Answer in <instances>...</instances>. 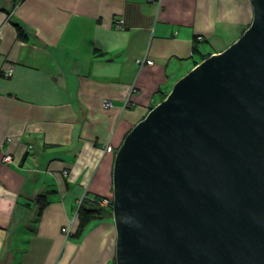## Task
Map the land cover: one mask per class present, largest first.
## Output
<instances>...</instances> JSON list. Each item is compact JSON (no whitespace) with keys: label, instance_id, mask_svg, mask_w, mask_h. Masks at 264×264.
<instances>
[{"label":"crops","instance_id":"0c3cea01","mask_svg":"<svg viewBox=\"0 0 264 264\" xmlns=\"http://www.w3.org/2000/svg\"><path fill=\"white\" fill-rule=\"evenodd\" d=\"M252 20L251 0H0V264H116L113 219L76 238L79 205L113 198L126 136Z\"/></svg>","mask_w":264,"mask_h":264},{"label":"water","instance_id":"95a60500","mask_svg":"<svg viewBox=\"0 0 264 264\" xmlns=\"http://www.w3.org/2000/svg\"><path fill=\"white\" fill-rule=\"evenodd\" d=\"M126 136L116 264H264V0Z\"/></svg>","mask_w":264,"mask_h":264},{"label":"trees","instance_id":"16d2710c","mask_svg":"<svg viewBox=\"0 0 264 264\" xmlns=\"http://www.w3.org/2000/svg\"><path fill=\"white\" fill-rule=\"evenodd\" d=\"M18 29H19L20 36L22 38H26V36L23 34L22 30L19 27H18ZM206 59H208V57H205L202 61H204ZM168 95H165L162 98V100L160 101V103L163 102ZM154 108H152L151 110H153ZM105 199H108L110 202V204L107 207H103L100 205V203ZM108 215L111 219H113L112 197L111 198H100V199L95 201V205H92V204L88 205V203L85 200H83L81 202V204L79 205L78 211H77L79 226H78V230L76 232V238H78L79 236H81L84 233V231L86 230V228L88 227V225L92 221L98 220V219L101 220Z\"/></svg>","mask_w":264,"mask_h":264},{"label":"built area","instance_id":"2783aa9c","mask_svg":"<svg viewBox=\"0 0 264 264\" xmlns=\"http://www.w3.org/2000/svg\"><path fill=\"white\" fill-rule=\"evenodd\" d=\"M157 0H149V2H156ZM123 22H119V24H117V28H119L120 27V24H122ZM137 64L139 65V66H145V65H147V66H152L153 65V62L151 61V60H137ZM12 75V71L10 70L8 73H5V76L6 77H10ZM136 92V88L134 87L133 89H132V92L131 93H135ZM111 106V104L110 103H108V102H105L104 103V107L105 108H108V107H110ZM0 151H1V147H0ZM105 151H106V153H111L112 152V148L111 147H109V146H107V147H105ZM2 161L4 162V163H12V158L10 157V156H5V157H3V159H2ZM112 201H113V198H112ZM110 204V202H109V200L108 199H105V200H103L101 203H100V205L101 206H103V207H107L108 205ZM63 232L64 233H66L67 235H69L70 234V231L69 230H66V229H64L63 230Z\"/></svg>","mask_w":264,"mask_h":264}]
</instances>
